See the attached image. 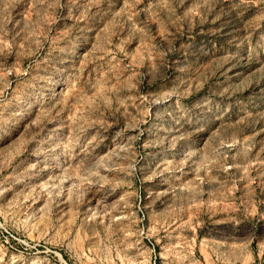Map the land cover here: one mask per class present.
I'll return each instance as SVG.
<instances>
[{
    "label": "rangeland",
    "instance_id": "1",
    "mask_svg": "<svg viewBox=\"0 0 264 264\" xmlns=\"http://www.w3.org/2000/svg\"><path fill=\"white\" fill-rule=\"evenodd\" d=\"M0 264H264V0H0Z\"/></svg>",
    "mask_w": 264,
    "mask_h": 264
}]
</instances>
